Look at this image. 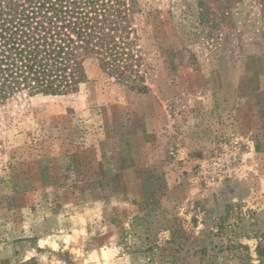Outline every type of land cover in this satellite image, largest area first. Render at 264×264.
<instances>
[{
	"label": "rangeland",
	"instance_id": "rangeland-1",
	"mask_svg": "<svg viewBox=\"0 0 264 264\" xmlns=\"http://www.w3.org/2000/svg\"><path fill=\"white\" fill-rule=\"evenodd\" d=\"M137 4L147 92L0 101V264H259L264 0Z\"/></svg>",
	"mask_w": 264,
	"mask_h": 264
},
{
	"label": "trees",
	"instance_id": "trees-1",
	"mask_svg": "<svg viewBox=\"0 0 264 264\" xmlns=\"http://www.w3.org/2000/svg\"><path fill=\"white\" fill-rule=\"evenodd\" d=\"M137 0H0V101L20 91L70 95L95 57L117 81L145 93ZM264 264V233L256 246Z\"/></svg>",
	"mask_w": 264,
	"mask_h": 264
},
{
	"label": "built area",
	"instance_id": "built-area-1",
	"mask_svg": "<svg viewBox=\"0 0 264 264\" xmlns=\"http://www.w3.org/2000/svg\"><path fill=\"white\" fill-rule=\"evenodd\" d=\"M235 144H238V141H235Z\"/></svg>",
	"mask_w": 264,
	"mask_h": 264
}]
</instances>
